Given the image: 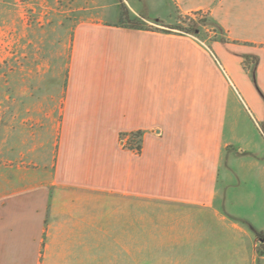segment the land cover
I'll return each mask as SVG.
<instances>
[{
  "label": "crops",
  "instance_id": "0c3cea01",
  "mask_svg": "<svg viewBox=\"0 0 264 264\" xmlns=\"http://www.w3.org/2000/svg\"><path fill=\"white\" fill-rule=\"evenodd\" d=\"M168 1L126 4L141 28H73L51 171L0 147V264H105L121 246L120 203L210 208L220 184L264 232V0ZM196 11L227 42L166 32L173 13ZM126 133L141 135L139 152L120 146Z\"/></svg>",
  "mask_w": 264,
  "mask_h": 264
},
{
  "label": "rangeland",
  "instance_id": "374dc122",
  "mask_svg": "<svg viewBox=\"0 0 264 264\" xmlns=\"http://www.w3.org/2000/svg\"><path fill=\"white\" fill-rule=\"evenodd\" d=\"M152 1L161 12L173 11L168 0H0V147L3 142L10 149L8 160L51 171L76 24H119L120 3L143 13ZM176 15L164 26L175 27ZM211 35L202 30L199 37L208 42ZM243 130L260 149L259 130L248 125ZM245 155L246 150L238 157ZM235 192L240 195L220 184L210 208L120 203L121 219L114 225L120 226L121 246L106 253L105 264H264L258 253L264 250V232L242 216L239 200L231 196ZM260 221L264 227V215ZM125 232L131 235L130 247Z\"/></svg>",
  "mask_w": 264,
  "mask_h": 264
},
{
  "label": "trees",
  "instance_id": "16d2710c",
  "mask_svg": "<svg viewBox=\"0 0 264 264\" xmlns=\"http://www.w3.org/2000/svg\"><path fill=\"white\" fill-rule=\"evenodd\" d=\"M119 24L128 28H141V26L144 25L140 18L134 17L130 14L129 10L123 3H120ZM202 30L210 31L212 34L208 38V41L218 40L221 42H227L224 31L208 16V14L201 11H196L187 15L178 14L175 27L166 30V32L190 35L203 41V39L199 37ZM261 237L262 238L260 239L264 240L263 234H261ZM260 246L264 247V244L260 243ZM258 253L261 256H264V250H259Z\"/></svg>",
  "mask_w": 264,
  "mask_h": 264
},
{
  "label": "built area",
  "instance_id": "2783aa9c",
  "mask_svg": "<svg viewBox=\"0 0 264 264\" xmlns=\"http://www.w3.org/2000/svg\"><path fill=\"white\" fill-rule=\"evenodd\" d=\"M119 144L123 149L139 152L141 135L138 133H126L119 136Z\"/></svg>",
  "mask_w": 264,
  "mask_h": 264
}]
</instances>
